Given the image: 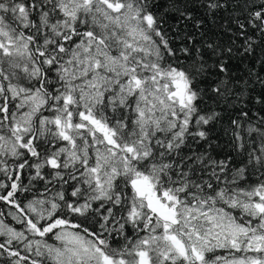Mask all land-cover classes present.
<instances>
[{
  "label": "snow or ice",
  "instance_id": "obj_1",
  "mask_svg": "<svg viewBox=\"0 0 264 264\" xmlns=\"http://www.w3.org/2000/svg\"><path fill=\"white\" fill-rule=\"evenodd\" d=\"M0 264H264V0H0Z\"/></svg>",
  "mask_w": 264,
  "mask_h": 264
},
{
  "label": "trees",
  "instance_id": "obj_2",
  "mask_svg": "<svg viewBox=\"0 0 264 264\" xmlns=\"http://www.w3.org/2000/svg\"><path fill=\"white\" fill-rule=\"evenodd\" d=\"M218 21L216 24L213 23V21L211 20H205V30L208 34H215L216 32L219 31L217 25H218ZM191 28V26H189Z\"/></svg>",
  "mask_w": 264,
  "mask_h": 264
}]
</instances>
